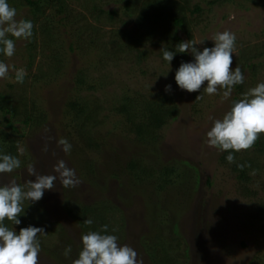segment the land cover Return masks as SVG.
Here are the masks:
<instances>
[{
  "label": "rangeland",
  "instance_id": "obj_1",
  "mask_svg": "<svg viewBox=\"0 0 264 264\" xmlns=\"http://www.w3.org/2000/svg\"><path fill=\"white\" fill-rule=\"evenodd\" d=\"M206 1L195 0L202 3L204 12L194 19V41L204 40L197 45L203 50V47L214 46L210 39L213 34L224 30L233 32L236 36L234 70L243 50L264 42V6L250 4L248 9H240L234 3L223 2L210 8ZM99 3L109 9L116 7L112 0ZM70 4L76 12L90 15L81 2L70 0ZM26 15L28 9H22L16 19H24ZM90 21L95 23L93 18ZM60 30L62 43L64 41L60 54L66 60L61 74L52 72L54 64L48 55L53 51L44 50L41 45L36 50L34 65L29 67L28 40L20 39L15 40V54L10 58L4 56L3 62L10 68L8 76L0 79V92L34 100L47 114L41 126L17 124L19 132L24 134L19 146L23 149L21 167L12 173L0 174V184L15 179L23 187L28 179L35 180V176L27 174L29 164L34 165L38 173L55 174L53 165L61 159L75 170L81 181L75 188H64L57 180L56 187L45 190L43 198L37 202L42 220L30 225L45 230L55 228L52 234L38 237L41 243L39 264H72V260L78 258L81 237L86 233L69 218L66 209L98 202L118 208L116 211L123 217L116 224L120 230L118 242L136 250L143 264H150L145 246L155 243L158 235L179 244L173 252L181 264H251L256 258H264L263 222L254 216L258 202L264 200V156L258 159L262 169L256 173V181L249 185L256 192L251 198L242 194L236 174L221 163L224 151L207 144L206 133L214 120L222 118L230 109L234 89L228 99L222 98L223 90L215 95L204 93L203 87L192 93L181 90L175 81V63L166 62L161 55L162 47L156 44L147 47L142 61L135 53L101 64L102 55L98 50L84 48L70 52L69 44L75 38L71 33L65 34V28L60 27ZM83 38L86 41L87 36ZM253 61L260 64V72L252 82L250 72L244 71L248 89L252 84L254 87L264 82V58ZM20 68L27 72L22 84L15 81L14 69ZM82 68L90 69V77L104 83L95 93L103 105L100 118L104 120L93 129L94 136L102 141L97 151L84 148L66 126L65 103L75 92L74 76ZM42 72L48 75L36 81V75ZM166 85H171L170 92L165 91ZM158 92L174 95L180 114L159 132L156 144L140 143L135 135L127 133L122 117L111 111L112 106L127 93L151 97ZM198 95L202 98L196 99ZM61 138L71 144L70 153H65L58 145ZM45 146L47 151H44ZM253 149L239 153L254 157ZM132 158H140L157 171L174 167L173 184L159 190L155 178L143 183L136 181L125 170ZM89 163L94 164L93 171L89 170ZM119 213L115 218L121 219ZM13 229L19 231L17 227ZM69 245L72 251L65 257L64 249Z\"/></svg>",
  "mask_w": 264,
  "mask_h": 264
},
{
  "label": "trees",
  "instance_id": "obj_2",
  "mask_svg": "<svg viewBox=\"0 0 264 264\" xmlns=\"http://www.w3.org/2000/svg\"><path fill=\"white\" fill-rule=\"evenodd\" d=\"M76 1L86 6L85 9L90 14L89 16L84 12H76L70 0H8L9 5L16 8L17 14L22 9H28V15L23 18L30 20L34 25L33 36L27 43L29 67L34 65L36 50L41 45L44 50L53 51L51 56L48 55L54 64L52 72L57 75L62 73L65 59L60 54V50L64 48L60 27L65 28V34L71 33L75 38L69 44L70 52L84 48L85 50H98L102 55L101 64L121 59L124 54L135 53H137V59L142 61L146 57L147 47L155 44L175 52L172 61L177 69L181 62L194 60L190 53L176 52V45L181 41H194V19L204 12L201 2H195V0H112L116 7L109 9L99 3L102 0ZM223 2L234 3L240 9H248L250 4L264 6V0H209L205 3L211 8ZM89 18H93L95 23ZM105 26L111 29L106 30ZM83 36H87L86 41ZM38 37L41 39L39 40ZM9 38L15 40L14 37L9 36ZM242 54L238 65L243 73L245 70L250 72L252 82H254L260 72V64L253 59L264 58V42L249 50H243ZM161 55L163 57L162 53ZM4 56L0 53V61H3ZM44 74L48 75L47 72L36 75V81H41V76ZM74 83L75 92L66 101L64 107V114L67 117L66 126L69 128V133L75 136L84 148L97 151L101 148L102 141L94 136L93 129L100 126L104 120L100 118L103 105L95 93L102 89L104 83L92 79L90 69L86 68L79 69L75 73ZM246 85L248 84L244 79L243 84L234 86L233 101L242 98V94L248 89ZM83 92H87L86 95ZM89 93H92V96ZM111 111L122 117L123 127L127 129L128 134L135 135L140 143L151 144L158 142L159 132L171 121L176 120L180 114L175 96L162 92L152 93L151 97L140 93L137 95L124 94L116 99ZM46 118L45 110L39 107L36 101H28L15 94L0 92V154H10L20 159L18 148L24 134L19 132L17 124L37 127L44 124ZM253 148L254 157L231 152L235 160L229 163L226 157L230 152L224 151L220 158L221 163L236 174L242 194L251 198L256 195V192L249 185L256 181V173L262 169L258 159L264 156V134L260 135ZM88 166L89 170L93 171L94 164L89 163ZM125 170L138 182L143 183L155 178L159 190H165L173 184V176L176 172L174 167H166L157 171L156 168L145 165L140 158H132L125 165ZM24 207L25 212L19 217L21 224L14 225L6 219L5 225L12 229L13 227L20 229L27 227L31 222L42 220V212L37 202L29 204L25 201ZM117 209L107 202H98L92 205L78 204L67 207L66 214L85 233L101 231L103 225H108L107 234H114L118 237L120 230L116 228V224L122 221L123 217L116 211ZM116 213L120 214L121 219L115 218ZM254 216L263 222L264 230V200L258 202ZM86 218H91L93 223L86 225L84 223ZM54 229V227L47 228L45 235L52 234ZM178 247L179 244L173 239L170 241L158 235L156 242L145 246V250L150 264H181L173 252ZM251 264H264V258H256Z\"/></svg>",
  "mask_w": 264,
  "mask_h": 264
},
{
  "label": "clouds",
  "instance_id": "obj_3",
  "mask_svg": "<svg viewBox=\"0 0 264 264\" xmlns=\"http://www.w3.org/2000/svg\"><path fill=\"white\" fill-rule=\"evenodd\" d=\"M16 8L9 5L8 0H0V53L7 57L15 54V40H29L33 36V23L30 20L16 19ZM14 37V39L9 38ZM214 46L197 45L203 41L186 40L176 45V52L190 53L194 60L181 62L175 73V81L181 90L189 93L203 92L208 95L222 91V98L228 99L234 86L244 83V74L237 65L233 70V53L236 49V36L229 30L217 32L210 38ZM163 59L171 64L175 52L161 48ZM10 66L0 61V79L6 78ZM15 81L23 83L27 75L25 69H14ZM206 83V87H204ZM171 91V85L165 86ZM198 95L196 99H201ZM264 134V82L258 83L242 94V98L232 102L230 109L220 119H215L213 126L207 131V144L220 151H229L226 157L229 163L235 160L231 152L246 151L252 148L260 135ZM65 153H70L71 144L64 138L58 140ZM23 155V149L18 148ZM44 151H47L45 146ZM21 167V160L10 154H0V174L12 173ZM27 174L35 176L28 179L22 187L15 179L0 184V264H39L41 243L38 238L46 234L43 227L29 225L19 231L5 225V220L14 225L21 224L20 216L24 214L25 201L38 202L43 198L45 190H52L56 182L64 188H75L81 181L74 169L67 166L64 160L53 165L55 174L38 173L34 165L27 166ZM86 225L93 223L91 218L84 220ZM108 225L101 231H89L82 234V249L72 264H143L138 253L127 244L121 245L118 237L107 234ZM115 231V229H113ZM72 251L71 245L64 249L65 257Z\"/></svg>",
  "mask_w": 264,
  "mask_h": 264
}]
</instances>
